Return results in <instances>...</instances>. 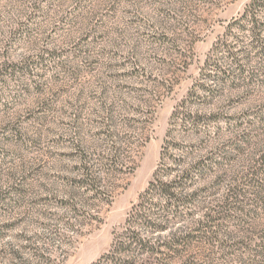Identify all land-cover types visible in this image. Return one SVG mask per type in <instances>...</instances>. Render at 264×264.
I'll return each mask as SVG.
<instances>
[{
  "label": "rangeland",
  "instance_id": "obj_1",
  "mask_svg": "<svg viewBox=\"0 0 264 264\" xmlns=\"http://www.w3.org/2000/svg\"><path fill=\"white\" fill-rule=\"evenodd\" d=\"M249 2L0 0V65L30 63V74L0 79V264H92L109 249L153 176L174 107L195 91L209 50ZM232 33L253 79L187 101L189 110L214 116L197 128L207 140L198 155L215 152L223 162L215 176L226 180L201 194L206 209L189 207L193 217L172 229L194 228L229 181L264 160V57L244 52L249 33ZM225 56L218 58L229 65ZM204 82L216 86L211 76ZM175 121L186 152L198 135ZM113 125L135 168L107 177L95 198L78 186L79 151L87 150L98 175L96 157L107 152ZM244 190L242 211L217 238L193 241L168 264H264V188ZM134 227L146 235L142 224Z\"/></svg>",
  "mask_w": 264,
  "mask_h": 264
},
{
  "label": "trees",
  "instance_id": "obj_2",
  "mask_svg": "<svg viewBox=\"0 0 264 264\" xmlns=\"http://www.w3.org/2000/svg\"><path fill=\"white\" fill-rule=\"evenodd\" d=\"M262 15L264 16V0H250L242 12L227 24L226 34L220 37L209 50L210 52L201 67L199 78L196 80L195 91L188 94V100L200 91H204L207 93V97H211L218 93L217 88L223 86L227 81H231L238 87L241 80L249 82L253 79L254 74L250 72L245 74V60L248 56L234 50L235 44L241 39L239 40V37L236 36V43L232 44L229 38L234 36L232 30L249 33V42L246 47L248 49H244V52L255 50L259 57H264V17ZM220 52L225 53V58L230 62L229 65L226 60L218 58ZM29 68L30 63L26 62L20 65L3 62L0 65V79L13 75H28L30 74ZM208 76L212 77L213 83L216 85L215 88L205 84L204 80ZM188 100L186 98L180 101L170 115L171 126L163 138L153 176L139 195L137 203L131 207L125 221V228L121 230V233L115 235L109 249L92 264H168L170 261L173 262L193 249V241H209L218 237L223 230L224 221L242 211L240 202L247 197L245 187L260 186V188H264V177H262L264 175V160L261 158L260 164L250 167L243 178L228 182L227 193L218 199L212 208H208L200 219L195 221L194 228L172 229V223L175 220L188 221L193 217L190 211H186L189 207L206 209V205H204L206 199H202L201 194L211 188L218 190L226 180L223 175L215 176L216 171L221 170L223 165L222 159L221 161L215 160V152L210 151L205 157L198 155L207 140L197 131V128L213 119L214 116L189 110ZM179 118L185 121L183 130L189 129L193 135H198L196 137L198 142L188 145L186 152L181 151L178 147L179 144L174 135L177 129L175 120ZM109 139L111 144L107 152H102L96 157L98 175L92 172L90 163L94 159L87 150L79 151L81 161L79 169L83 177L78 180V186L84 190L89 189L95 198L102 194L103 182L105 179H109L107 177H113L119 173H129L135 168L133 157L131 159L129 155L124 154L128 145L125 148L122 147V141L117 139L115 125L111 127L107 140ZM146 140L143 139V143ZM235 148L237 149L234 146ZM261 156H264V150ZM217 157L221 156L217 155ZM15 193H19V191L16 189ZM139 223L146 230V235L143 237L134 227ZM162 232L169 233L166 240L150 236ZM260 245L264 246V241ZM139 254H144V260L138 262L136 259Z\"/></svg>",
  "mask_w": 264,
  "mask_h": 264
}]
</instances>
